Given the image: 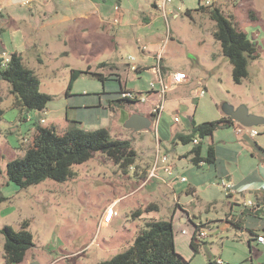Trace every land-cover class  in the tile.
Returning <instances> with one entry per match:
<instances>
[{
	"label": "rangeland",
	"instance_id": "obj_1",
	"mask_svg": "<svg viewBox=\"0 0 264 264\" xmlns=\"http://www.w3.org/2000/svg\"><path fill=\"white\" fill-rule=\"evenodd\" d=\"M23 1L13 0L14 7L25 13L30 3L27 5V0ZM76 1L79 2L50 0L49 6L56 4L63 16L65 10L73 7ZM95 1L105 10L107 21L101 23L95 14L92 20H85L89 25L93 24V31L91 27L83 31L74 29L76 38L68 41V53H50L46 47H39L35 54L29 51L22 53L28 66L37 67L40 90L52 95L45 109L16 106L9 84L0 79V193L6 197L0 205V229L9 224L18 230L22 221L27 219L34 238V246L28 250L24 261L8 263L3 256L4 235L0 232V264H97L133 243L139 231L151 219V214L157 211L149 209L151 203L161 206L163 218H172V190L164 185L161 190L152 191L149 189L151 183L139 186L142 179L136 171L145 166L147 160L153 161L159 150L165 147L173 150L175 144L171 141L160 142L155 135V124L140 131L126 127L131 113L152 114L150 106H146L148 103L124 101L117 104L113 101L110 105V97L102 92L109 91L115 82L106 81L104 87L102 81L87 73L74 80L69 91L71 96H68L72 69L100 71L107 77L125 81L126 89L145 93L154 79V73L148 70L139 73L132 71L129 64L141 61L157 64L155 57L149 58L148 54L159 56L161 53L160 58L165 63L194 74L191 87L168 92L165 116L169 110L178 109L179 103L183 102L198 123L230 115L241 107L248 114L264 118V0H213L248 34L258 50V57L249 61L248 76L240 83L234 81L232 63L223 54L221 44L214 36V20L207 13L197 10L199 0H172L167 6V10H172L170 13L163 11V0ZM3 4L4 0H0V57L5 64L10 58L11 44L15 38L11 31L19 21L9 17ZM116 6L122 16L119 15L118 21L112 22ZM187 9L193 11L192 16L186 13ZM176 10L180 13L178 16L173 14ZM156 41L161 43L154 44ZM162 43L165 46L158 53ZM145 44L147 51L143 53L140 47ZM66 46L62 44L61 50L64 51L63 47ZM55 48L60 50L58 45ZM38 57L41 61H37ZM103 62L110 64L100 67ZM201 84L205 86L206 93L196 98L194 92ZM183 92L192 98H174ZM97 93H101L103 104L108 107L104 115L99 114L98 108L82 107L84 103L91 106L94 101L89 96H97ZM119 96L122 97L121 94ZM72 120H77L76 125L87 130L106 127L113 138L130 139L138 156V164H134L135 167L137 165L136 170L131 166L124 169L114 159L98 151L89 160L75 164V174L64 181L49 178L22 188L9 180L7 163L25 154L34 139L37 124L54 126L63 132L72 125ZM250 127L257 129L258 134L248 142V148L258 154L254 141L264 148V122ZM238 135L239 132L228 126L218 128L212 136L198 138L206 148L210 141L235 144ZM192 143L178 140L177 151L190 148ZM239 149L240 146H236V150ZM144 152L149 154V158L145 157ZM244 153L251 157L247 150ZM230 162V166L237 167L235 160ZM261 163V157H257L253 159L251 167L262 171ZM218 181L215 179L198 185L204 199L201 202L195 200L193 207L197 217L194 222L182 223L175 218L177 251L191 264H209V259L219 257L225 261L223 264H264V245H258L250 231L241 232L236 226L217 219L208 221V218L229 210L230 199L223 188L220 185L209 186L211 182ZM209 187L219 190L216 206V202L209 203L207 196L201 193L209 190ZM190 197L183 195L180 202L186 203ZM112 205L117 213L110 224L102 225V216ZM197 222L204 223L202 230L207 232V236L195 239L199 243V249L195 250L191 245V233H194ZM183 227L190 234H183ZM251 237L252 249L249 245Z\"/></svg>",
	"mask_w": 264,
	"mask_h": 264
},
{
	"label": "trees",
	"instance_id": "obj_2",
	"mask_svg": "<svg viewBox=\"0 0 264 264\" xmlns=\"http://www.w3.org/2000/svg\"><path fill=\"white\" fill-rule=\"evenodd\" d=\"M199 1L197 10L207 13L215 22L214 36L220 42L223 54L228 56L232 63L234 81L242 82L249 74V61L258 57L256 45L219 5L216 3L204 5L201 0ZM186 13L190 16L193 15L191 9H187ZM106 65L108 63L103 62L99 66ZM141 71L142 69L137 70L138 73ZM82 73L98 78L103 82L104 87L107 84L106 81L113 80L115 82L109 91L102 92L110 97V105L113 101L117 104L124 103V101L134 102L129 98L119 96L126 89L121 79L110 78L100 71H91L90 69H72L67 90L68 96H71L69 91L74 80ZM0 79L9 84L10 92L15 96V105L20 108L43 110L52 99V95L40 90L39 75L25 63L24 56L20 52H11L10 58L5 64L0 57ZM100 94L97 93V96L101 97ZM77 123V120H72V125L63 132H59L54 126L37 124L34 139L26 148L25 154L7 163L6 172L9 180L22 188L49 178L64 181L75 174L73 170L75 164L89 160L98 151L114 159L124 169L136 162L137 151L130 139H115L106 127L87 130L77 126ZM235 123L236 121L231 116H222L216 120L200 123L193 120L190 131L177 133L175 138L180 139L183 143H191L198 136L201 138L212 136L218 128L232 126ZM163 126L166 127L163 128ZM168 127L169 122L161 117L159 141L170 137ZM254 145L260 156L264 158V148L257 141H254ZM190 153L195 154L192 158L197 163L201 159L209 165L218 162L217 147L213 143L208 145L205 155H203L201 142L194 145ZM5 199L6 197L0 193V205ZM149 209L157 210L158 205L151 203ZM29 224L30 221L25 219L18 230L9 224L0 229L4 235L3 256L8 263L24 261L28 250L34 246L33 234L28 228ZM251 234L258 236V233L254 231H251ZM252 240L253 237L249 239L250 248H252ZM191 245L195 250L199 249L195 234L191 237ZM97 264H191V261L176 249L173 219L152 218L139 231L131 245Z\"/></svg>",
	"mask_w": 264,
	"mask_h": 264
},
{
	"label": "crops",
	"instance_id": "obj_3",
	"mask_svg": "<svg viewBox=\"0 0 264 264\" xmlns=\"http://www.w3.org/2000/svg\"><path fill=\"white\" fill-rule=\"evenodd\" d=\"M25 1L26 0H24L23 2ZM34 1H36V3H34ZM34 1H32L29 4L28 11L24 13L17 10L14 7L15 4L13 0H4L3 5L6 9V13L9 15V17H13L15 21H19V24L16 27L12 28L11 31L12 36L15 38H13L10 53L13 51L20 53H26L29 51L31 54L33 53L35 54L39 47H46V49H48L50 53H61V54L68 53L69 50H67L68 48L66 46L68 41H71L76 38L74 29L78 31H83L91 27L93 31V24L89 25L85 20H92L95 14L98 16V20L101 23L107 21L108 19L105 10L102 9L100 4L95 0H78L79 2L76 1L73 7L70 6L69 10H65L64 13L62 12L63 16H61V12L56 4L52 5V7L49 6L51 3L50 0H42V1L34 0ZM76 3L79 4L80 6L79 5L77 6ZM155 6L158 7V4L155 3ZM117 15L118 17L119 15L122 16L120 9L114 10L113 19L111 20L112 22L114 21ZM17 37L18 39H16ZM158 43L160 44L161 41L154 42V44H158ZM62 44L66 46L63 47L64 51L61 50ZM56 45L60 47V50H56L55 48ZM164 46L163 43L160 45L158 53L162 52ZM140 48H142L141 50L143 51V53L147 51L146 44L141 46ZM157 55L153 53L148 54V56H150L149 58H152L154 56L155 61L158 60ZM161 60H162L161 68L165 77H167L170 72L178 71V70L185 71L189 76V78L182 86L174 89L173 91H176L181 88L187 89L191 87L192 82L194 80V74L190 70H184L181 68L173 67L165 63L163 58ZM37 61H41V58L38 57ZM138 63L148 67H154L157 65L156 62L148 63V61H141ZM29 67L33 68L37 73V67L35 66H29ZM148 71H152V73H154L152 69ZM122 82L126 86L125 81ZM149 86L146 91L149 90ZM198 89L199 86L196 88L194 92L196 98H199V96L196 95ZM95 95L93 94L89 96V98H93L94 101L92 102L91 106H88L87 103H84L82 107L85 108L92 107L93 109L98 108L99 114L102 113V115H104L106 113L105 109H108V107L104 106L102 96L98 97ZM149 95H150L149 99L146 101L148 104L146 106H150V113H152V109L155 103L158 101V94L155 92H150ZM167 95L168 93L166 94V99H167ZM187 97L192 98V96L188 95L187 92H183L182 94L177 95L174 98L182 100L183 98H187ZM166 109L167 108L165 101V109L162 118L166 119V122H169L168 129L170 132V137L160 142L171 141L175 144V146L173 150L169 149L168 147H165L164 150H159L153 161L147 160L145 166H143L142 168L141 167L138 168L136 173L139 174V177L142 179L141 184L139 186L142 185L148 186L151 183V185H149V189L151 188L152 191L158 189L161 190L163 188L162 186L164 185L170 188L174 195V203H173V207L171 208L172 209L171 217L173 221H175L176 218L182 223H187L190 221L194 222L197 217V214L193 207V205L195 204V200L201 202L204 199V196H201L200 191L197 188L198 185L205 183L206 181H212L215 179L220 180L223 177H228L231 180H233L236 183V185L239 188H241V190H238L234 195L228 197L230 199L228 211L222 212V214H220L217 217L208 218V221L217 219V220H221L222 222H225L227 225L236 226V228L240 229L241 232L248 230L250 232L251 231L257 232L258 234L264 233V207L261 211L251 212L249 210L243 209L241 202L246 199L264 201V158L260 156L259 153H258L259 155L256 154L254 149L248 148L249 147L248 142H251L255 136L252 137L249 134L240 133V135H238L236 139L235 144L232 142H223L222 144V143H216L214 141H210L207 143L206 148L204 147L201 141L203 146V155L206 154L207 147L209 144L213 143L216 145L217 147L216 156L218 162L217 164L209 165L205 161V164L202 166H194L191 163V158L193 157V153H190L194 144L192 143L191 147L188 149L177 151L176 146L178 145V140L180 139L175 138V135L177 133H188L190 131L191 123L194 120V118H192V114L189 111V107L183 102H180L178 109L175 108L167 112L168 116L164 115V113L167 111ZM174 113L178 114V117L174 118L173 117ZM144 115L149 116L152 120V114L148 115L145 113ZM227 117H230V115H227ZM239 124L240 123L236 122L234 125H232V127L237 131ZM165 127L166 126H163V128ZM155 132H156L155 135L158 136L157 138L159 140V126H158V130L155 129ZM236 146H240V149L236 150ZM245 150H247L251 154V157H249L248 154L244 153ZM144 155L145 157L149 158V154L147 152H144ZM257 157H261L262 159V163H261V167H263L262 171H259L258 169H253L251 167V164L253 163V159ZM231 160L236 161L237 164L236 168H233L232 165L230 166V163H232L230 162ZM186 161L191 163L192 165L186 163ZM134 164H138V163L135 162ZM134 164L130 168L136 170L137 165L135 167ZM246 164L247 167H244V165ZM248 165H250L249 168ZM143 172L145 173L143 174ZM182 176H186L187 181L185 182L181 181ZM215 185L217 186V184L214 185L209 184V186H215ZM213 188L214 187H209V190H207L206 192L202 191L201 193L207 196L206 199L209 200V203L216 202L215 204L212 203L214 204V206H216L218 202L217 197L219 196V190ZM183 195L191 196L186 203L182 201L180 202V198ZM192 195L195 196V199H193ZM160 209L161 206L158 204V209L156 212H153L151 214V219L160 218V217L163 218ZM254 238L256 239V236H254ZM257 244L262 246L264 245L262 243H259L258 241Z\"/></svg>",
	"mask_w": 264,
	"mask_h": 264
},
{
	"label": "built area",
	"instance_id": "obj_4",
	"mask_svg": "<svg viewBox=\"0 0 264 264\" xmlns=\"http://www.w3.org/2000/svg\"><path fill=\"white\" fill-rule=\"evenodd\" d=\"M172 0H163L162 1V6H163V11L165 13L167 12H172V10H167V6L171 3ZM204 5H211L213 3V0H201ZM31 0H27L25 4L28 5V3H31ZM116 9L119 10V7L116 6ZM180 8H178L179 10ZM174 16H178L180 13L176 10L173 12ZM119 17H115L114 21H118ZM161 53L158 56L157 60V65L154 67H148V66H140L137 65L136 63L129 64V68L132 71L137 72V70L142 69V70H150L152 69L154 71V79L150 82L149 90L146 91L145 93L143 92H138L130 89H125L122 93L121 96L123 98H129L132 101H139V102H146L149 99V94L150 92H155L158 94V101L155 103L153 109H152V114L154 116V119H152V125L155 127L156 130H158V126L161 120V117L163 115L164 109H165V101H166V94L169 91H172L180 86H182L186 80L189 78L187 73L183 70H178V71H172L169 73L167 77L164 76V73L161 68V58H160ZM206 93V88L204 85H200L198 92L196 93L197 96H203ZM173 117L176 118L178 117V114L174 113ZM237 131L239 133L243 134H249L250 136L254 137L258 134V130L255 128H251L250 126H244L241 124V126L237 128ZM200 139L198 137L193 139V144L198 145L200 143ZM195 156V154H193ZM191 163L194 166H202L205 164V160H199L198 163L193 161V158H191ZM181 181L185 182L187 181L186 176L181 177ZM220 185L225 193L228 196L234 195L238 190H241L236 183L231 180L228 177H223L220 179L218 182H211L210 185ZM242 202L243 209L249 210L251 212H258L261 211L264 207V201L262 200H253V199H246ZM117 211L114 209L113 205L108 207L103 216H102V225L108 224L111 222L113 217ZM203 222H197L195 223V231L194 233H191L193 236L195 234V239L196 238H204L207 236V232L202 230L203 227ZM181 232L183 234H190V231L186 228L183 227L181 229ZM256 239L259 243L264 244V233L258 234L256 236ZM211 264H223L225 261L222 258H216V259H210L209 261Z\"/></svg>",
	"mask_w": 264,
	"mask_h": 264
},
{
	"label": "water",
	"instance_id": "obj_5",
	"mask_svg": "<svg viewBox=\"0 0 264 264\" xmlns=\"http://www.w3.org/2000/svg\"><path fill=\"white\" fill-rule=\"evenodd\" d=\"M230 116L236 122L244 126H253L255 124L264 122V118L253 114H248V111L244 107L239 108L237 111L230 114ZM151 124V118L139 112L132 113L126 121V127L132 128L135 131L149 129Z\"/></svg>",
	"mask_w": 264,
	"mask_h": 264
}]
</instances>
